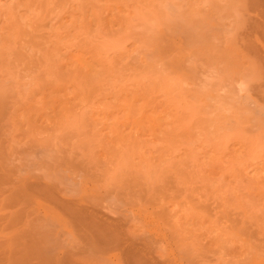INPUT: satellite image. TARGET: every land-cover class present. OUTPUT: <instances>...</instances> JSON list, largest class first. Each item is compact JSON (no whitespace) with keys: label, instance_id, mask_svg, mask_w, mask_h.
<instances>
[{"label":"rangeland","instance_id":"rangeland-1","mask_svg":"<svg viewBox=\"0 0 264 264\" xmlns=\"http://www.w3.org/2000/svg\"><path fill=\"white\" fill-rule=\"evenodd\" d=\"M189 1L0 21V264H264V0Z\"/></svg>","mask_w":264,"mask_h":264},{"label":"bare ground","instance_id":"bare-ground-1","mask_svg":"<svg viewBox=\"0 0 264 264\" xmlns=\"http://www.w3.org/2000/svg\"><path fill=\"white\" fill-rule=\"evenodd\" d=\"M145 1L150 0H0V21L6 22L10 30L16 29V32H20L19 26H17L15 23H19V15L21 13H19L18 9L20 7H23L24 9H27L28 13L30 14L38 12V15L33 18L35 22H31V26L38 24L39 26H43L44 28V26L48 24L57 22L60 24L61 29L66 30L67 28H74L77 34H83V36H85L87 40L91 41V38L87 33L91 28V22H97L98 24H100V27H103L111 22L124 21L125 18H127L128 21H133L135 17L130 14L131 11L135 14H138L139 17H142L145 14L144 12L147 10H162L163 12L167 11L172 15L175 12L179 11L178 7L175 4L173 6L167 5V3H170V0H152V2L150 1L148 5H144ZM183 1L185 2V6L191 4L189 0ZM85 2L88 4H93V7L90 9H86L88 5H85ZM104 2L106 4L104 15L99 16V18L93 20V18L91 17L93 16V14L91 13L90 16L89 10L103 9V6L101 5ZM142 5L144 7H142ZM139 6L142 8L137 12V8ZM50 8L60 10L57 12L52 11V15L48 14L45 17L46 12L50 10ZM108 9H110L112 14H115L117 16H108ZM124 10L129 11V14L123 15L122 11ZM180 10H182V8ZM186 20L187 22H190L191 18H186ZM123 24L125 25L128 23ZM87 76H89V74H87ZM33 112L34 110H28L27 115L30 116ZM15 115L16 113L14 114V116Z\"/></svg>","mask_w":264,"mask_h":264}]
</instances>
